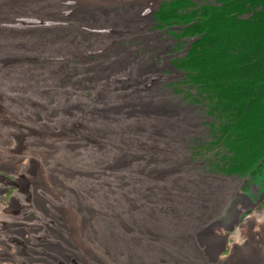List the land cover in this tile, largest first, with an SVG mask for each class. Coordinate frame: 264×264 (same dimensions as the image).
I'll list each match as a JSON object with an SVG mask.
<instances>
[{
    "label": "bare ground",
    "instance_id": "6f19581e",
    "mask_svg": "<svg viewBox=\"0 0 264 264\" xmlns=\"http://www.w3.org/2000/svg\"><path fill=\"white\" fill-rule=\"evenodd\" d=\"M153 2L0 0V166L17 176L14 200L23 211L19 220L1 215L0 248L8 260L264 264V210L235 221L242 244L222 256L232 244L223 235L220 245L213 227L234 184L182 163L187 138L200 126L193 110L159 95L162 80L151 77L157 68L144 61V51L139 55L140 47L161 44L144 31V8ZM132 38L141 45L116 46ZM63 52L72 54L54 65ZM30 212L36 218L26 219ZM254 218L261 226L251 233Z\"/></svg>",
    "mask_w": 264,
    "mask_h": 264
},
{
    "label": "rangeland",
    "instance_id": "374dc122",
    "mask_svg": "<svg viewBox=\"0 0 264 264\" xmlns=\"http://www.w3.org/2000/svg\"><path fill=\"white\" fill-rule=\"evenodd\" d=\"M171 1L174 2L176 0H157V1L154 0L152 5L149 6V8L151 9L144 8V10L146 9L149 10L148 12L146 11V15L148 17L146 18L149 20H148V25L144 27V31L146 29L145 34L147 35L148 39H154L155 37H158V40L161 44H150L148 45L149 47L148 46L144 48L140 47L139 55L144 51L145 54L147 55L144 58V61L147 64L155 66L157 68L156 73L151 77L152 78L160 77V79L162 80V81L159 80L161 81V87H162L161 93H159V95L161 94L166 95L170 99L172 98L171 100L174 101L173 102L174 104L181 105L185 109L188 108V110L190 111L193 110L194 113L192 111L191 113L195 114L198 120L197 122L200 126L199 133L193 134L187 138L186 143L188 144V151L186 152V155H184L181 158L182 163L183 161L189 163L194 167V170L196 172L199 171L201 173L210 175L214 178H220L227 183L234 184L233 189L235 191L234 192L235 196L234 195L232 196L231 203L228 206L227 210L223 213V215L221 216L218 215L217 220L220 226L218 225L216 227H213V231L219 234L220 245H222L225 242V238L223 237V235L227 238L229 245L232 244L231 249L228 246H226L225 250L222 252L221 255L226 256L231 253V250L234 251V254H236L238 246L241 245L242 242L239 241V238L237 239L236 231H234L233 229L235 221L236 222L240 221L242 223V221L249 218L251 214L256 213L259 210H264V157L258 163L260 164V168H258L257 170L242 172V170L245 168L243 167V165H247L250 162V160H252L253 162L257 161L256 159L257 156L256 153L254 152L255 149L249 148L248 139L243 138L242 140L238 141L239 139L238 133H232L229 134L228 136H225V134H223L222 132L218 133L216 129L220 127V121L222 120V122L226 123L225 117L221 115L224 114L223 110H220L218 108V105L212 103L210 99L201 98L200 96H198L197 92H193L194 94H192V91H190L191 88L188 85L180 84L181 80L184 79V73H182L180 67L178 66L179 62H176V59L184 56L186 47L189 44L190 45L193 44L194 41L185 40V39L182 40L179 37H177L176 33H173L172 31H168V29H167L168 34H165V32L155 31L154 27L156 26V23L153 20V16L158 14L160 8L162 7L163 10L165 6L168 5ZM193 1L198 3L204 1L211 3L214 0H193ZM256 1L258 0L246 1L245 3L247 4L244 5H253L254 8L258 6L259 10H263V7L259 3H256ZM138 4L140 6H143L145 2L144 3L139 2ZM180 8L184 9V7H180ZM122 10H123V6L119 5L116 7L117 14H120V11ZM238 12L240 13V15H242V19L244 20L249 19L252 16V13H244L246 11L238 10ZM113 22H114L113 18L110 17V22L108 23L113 24ZM180 29L181 27L169 29V30H180ZM139 35L141 36V38L143 37L142 34ZM141 38L140 39L132 38L133 40L123 39L122 42H119L118 44H116V46L117 45H123L124 47L138 46L141 45L142 43ZM188 42L189 44L186 46ZM69 54L72 53L65 54V52H63L60 54V57H56V58L53 57V64L54 65L63 64V62L65 61L64 60L65 57H67ZM86 54L87 52L84 53L82 56ZM88 56L89 59L96 58V56L93 53L92 54L89 53ZM98 59H100V57L97 58L96 60L89 61L88 64H90V62L91 64L95 63L99 61ZM73 62L76 61L74 60ZM28 67L32 69L40 68V66L37 67L30 64H28ZM67 74L69 75V77L72 78V70L68 71ZM89 75H90L89 72L86 73L84 72V78L88 77ZM37 77L38 79H40L42 75L39 74ZM96 81H97L96 79L91 80V82L93 83ZM248 85L250 86V84ZM81 91L84 92L85 95L86 94L89 95V98L86 99L93 98L91 92H87L85 89L84 90L82 89ZM123 92L127 93L125 90H123ZM54 94L56 95L57 92H55ZM71 100L73 102L72 98ZM53 101L56 102V100ZM259 102L264 105V102L260 101V99H255L251 101L253 106H256ZM21 115L22 114H20V116ZM77 118L78 115L72 116L73 120H76ZM25 123L26 122H24L23 120L20 121V125L24 128L28 127L27 125H25ZM40 123H41L40 121L33 122L34 125H39ZM71 123L72 122L66 123V126L71 127L73 124ZM212 127H214V129H212ZM53 132H57V129L53 130ZM251 135H253L252 137L253 139L257 138L255 136L256 135L255 132L249 134H246L245 132L242 133L243 137H251ZM2 159L3 157L1 158V161ZM250 168L254 169V166L252 165ZM11 170L12 169L9 168L8 166L5 165L0 166V220H1V215L4 214L7 215L10 214L12 218L14 217V219L16 218L18 219V217L22 215L23 212L21 206L19 204L17 205L16 204L17 202L14 200L16 194L20 193L19 192L20 190H19V185L17 183L18 178L17 176H14L13 173L10 174ZM12 205L15 206L14 209L11 208ZM9 210H13L12 212L15 211V213L11 214L9 213ZM237 215L239 216V218L235 220V217H238ZM257 216H259L260 218L261 214L258 213ZM29 218L30 219L36 218V216L30 212L27 213L26 216V219ZM260 226L261 223L258 220V218H254L252 220V224H247V228L251 233L258 232ZM246 231L247 229L245 228V232ZM1 240L5 243V246L7 245L8 247L9 245H11L9 244L8 241H6L7 239H5L4 237H2ZM11 246L13 247V245ZM214 249L215 248H212V250ZM0 252H1L0 264L19 263V261H17L15 258H11L10 260H8L5 257L6 253L2 252L1 248H0ZM39 252H43V250ZM32 262L33 263L31 264H41L36 261H32ZM40 262H42V260H40Z\"/></svg>",
    "mask_w": 264,
    "mask_h": 264
},
{
    "label": "trees",
    "instance_id": "16d2710c",
    "mask_svg": "<svg viewBox=\"0 0 264 264\" xmlns=\"http://www.w3.org/2000/svg\"><path fill=\"white\" fill-rule=\"evenodd\" d=\"M246 1L253 0H176L155 15L156 30L181 27L177 37L197 38L186 56L176 60L184 73L180 84L223 110L226 123L220 121L218 133L248 139L257 161L243 165L242 172L252 165L257 170L264 157V105L251 103L264 102V0L256 1L263 10L244 5ZM238 10L252 13L251 18L242 19ZM243 132H255L257 138L243 137Z\"/></svg>",
    "mask_w": 264,
    "mask_h": 264
},
{
    "label": "water",
    "instance_id": "95a60500",
    "mask_svg": "<svg viewBox=\"0 0 264 264\" xmlns=\"http://www.w3.org/2000/svg\"><path fill=\"white\" fill-rule=\"evenodd\" d=\"M190 46V44L188 45V47Z\"/></svg>",
    "mask_w": 264,
    "mask_h": 264
},
{
    "label": "clouds",
    "instance_id": "9594fccd",
    "mask_svg": "<svg viewBox=\"0 0 264 264\" xmlns=\"http://www.w3.org/2000/svg\"><path fill=\"white\" fill-rule=\"evenodd\" d=\"M198 3V2H197ZM208 3V2H207Z\"/></svg>",
    "mask_w": 264,
    "mask_h": 264
}]
</instances>
